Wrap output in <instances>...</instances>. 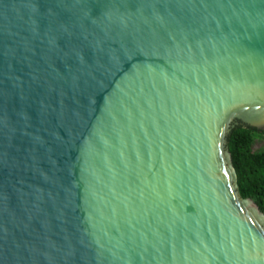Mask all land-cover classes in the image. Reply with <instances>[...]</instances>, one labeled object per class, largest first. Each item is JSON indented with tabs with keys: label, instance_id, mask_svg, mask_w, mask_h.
Segmentation results:
<instances>
[{
	"label": "water",
	"instance_id": "95a60500",
	"mask_svg": "<svg viewBox=\"0 0 264 264\" xmlns=\"http://www.w3.org/2000/svg\"><path fill=\"white\" fill-rule=\"evenodd\" d=\"M233 134L264 0H0V264H264Z\"/></svg>",
	"mask_w": 264,
	"mask_h": 264
},
{
	"label": "trees",
	"instance_id": "16d2710c",
	"mask_svg": "<svg viewBox=\"0 0 264 264\" xmlns=\"http://www.w3.org/2000/svg\"><path fill=\"white\" fill-rule=\"evenodd\" d=\"M256 137L233 134L229 151L240 197L251 199L264 213V147L253 149Z\"/></svg>",
	"mask_w": 264,
	"mask_h": 264
},
{
	"label": "rangeland",
	"instance_id": "374dc122",
	"mask_svg": "<svg viewBox=\"0 0 264 264\" xmlns=\"http://www.w3.org/2000/svg\"><path fill=\"white\" fill-rule=\"evenodd\" d=\"M264 147V137H256L255 142L253 144L254 150H259Z\"/></svg>",
	"mask_w": 264,
	"mask_h": 264
}]
</instances>
